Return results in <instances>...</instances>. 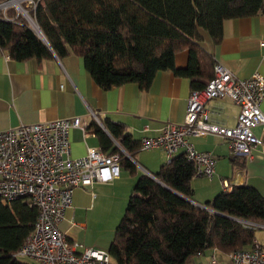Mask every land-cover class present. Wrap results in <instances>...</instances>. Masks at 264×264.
<instances>
[{"label":"trees","instance_id":"trees-1","mask_svg":"<svg viewBox=\"0 0 264 264\" xmlns=\"http://www.w3.org/2000/svg\"><path fill=\"white\" fill-rule=\"evenodd\" d=\"M7 0H0V5ZM32 22L14 8L0 11V52L18 62L58 57L82 58L94 82L108 91L137 84L149 91L156 75L171 71L202 90L214 77L216 61L201 43L203 32L222 43L226 20L264 15V0H35ZM25 7V5H23ZM189 52L186 68L176 56ZM109 134L130 156L141 148L122 123L103 121ZM109 154H120L122 167L136 164L104 131L91 123ZM89 127V126H88ZM143 173L134 184L109 246L117 264H190L200 253L216 249L230 254L251 249L264 224V195L250 185H235L203 206L194 202L196 166L184 152L158 172ZM39 210L23 200L0 198V264H24L15 254L26 243Z\"/></svg>","mask_w":264,"mask_h":264},{"label":"crops","instance_id":"crops-1","mask_svg":"<svg viewBox=\"0 0 264 264\" xmlns=\"http://www.w3.org/2000/svg\"><path fill=\"white\" fill-rule=\"evenodd\" d=\"M223 29V41L218 46L203 32L202 48L239 79H248L255 73L264 76V15L226 20ZM175 63L177 68H186L189 52L178 54ZM192 91L189 79L176 77L171 71L159 72L147 92L137 84L105 91L94 82L82 58L70 56L18 62L7 52H0V131L22 124L80 117L87 122L88 133L81 128H72L69 133L70 156L79 158L85 156L91 147L102 148L95 126H91L96 120L94 115L116 145L117 140L103 124L105 120L122 123L125 132L141 142L146 136L159 135L168 122L182 123ZM208 108L217 114L215 119L221 123L236 124L239 108L229 99L210 102ZM262 110L264 112V104ZM255 132L264 138L262 126L256 127ZM190 142L198 151L212 152L216 160L212 179L206 176L193 178L194 202L203 206L216 194L229 192L233 186L243 184L257 188L264 195V146L255 151L253 159L247 160L233 154L228 142L216 135L191 137ZM130 159L136 164L135 173L123 166L118 179L75 190L73 206L67 210L66 219L60 226L79 247L80 240L85 239L86 233L83 232L90 229L89 211L93 209V199L97 196L93 187L106 186V189L113 190L112 197L116 195L124 206L138 177L143 173L153 175L158 172L167 163V153L163 149L140 148ZM81 211H87L83 219L79 218ZM70 220L75 224L71 225ZM256 241L264 247V232L256 234ZM19 260L24 264H41L28 257ZM227 260L226 254L209 249L197 255L190 264H225Z\"/></svg>","mask_w":264,"mask_h":264},{"label":"built area","instance_id":"built-area-1","mask_svg":"<svg viewBox=\"0 0 264 264\" xmlns=\"http://www.w3.org/2000/svg\"><path fill=\"white\" fill-rule=\"evenodd\" d=\"M31 4L36 7L35 1ZM224 99L239 108L234 126L215 119L217 114L208 108L210 102ZM263 104V75L255 73L248 79H239L216 63L213 79L204 89L192 91L184 121L168 122L159 135L142 138L141 149H163L167 163L183 151L187 160L195 164L196 176L212 179L216 172L213 153L198 151L190 138L219 136L228 142L233 154L251 160L255 151L264 146V138L255 132L259 126L264 130ZM72 128L89 131L87 122L80 117L22 124L0 131V198L4 203L20 199L39 210L31 235L15 257L33 258L41 264H112L108 250L88 247L79 251V244L60 226L73 206L77 188L110 183L122 171L120 154H109L101 147H91L85 156L71 158ZM120 145L117 141L126 153ZM70 223L75 224L73 220ZM243 223L254 229L264 228L262 223ZM227 258L225 264H264V247L255 241L251 249L236 250Z\"/></svg>","mask_w":264,"mask_h":264},{"label":"rangeland","instance_id":"rangeland-1","mask_svg":"<svg viewBox=\"0 0 264 264\" xmlns=\"http://www.w3.org/2000/svg\"><path fill=\"white\" fill-rule=\"evenodd\" d=\"M32 1L35 0H23L20 7L11 5L6 8L1 7L0 11H6L10 8H14L22 15H29L28 11L33 8L31 4ZM23 5H25V7ZM28 19L31 20L29 16ZM105 187L106 186L93 187V191L97 193V196L93 199V209L89 211L91 218V220H89L90 229H88L87 232H83L86 233V235L84 234V240H80L81 247H79V251H82L88 247L109 250V245L114 237V232L125 213L127 203L126 205L122 206L120 199H116V195L112 197L113 190L106 189ZM86 212L87 211H81V216H79V218L83 219V216L85 217ZM260 232H264V229L257 228L256 234L259 235ZM112 264L117 263L112 260Z\"/></svg>","mask_w":264,"mask_h":264},{"label":"bare ground","instance_id":"bare-ground-1","mask_svg":"<svg viewBox=\"0 0 264 264\" xmlns=\"http://www.w3.org/2000/svg\"><path fill=\"white\" fill-rule=\"evenodd\" d=\"M23 0H8L6 4L2 5V7H8V6H11V5H15V6H18L20 7L21 6V3H22ZM31 19V18H30ZM31 23L33 26H35V28L37 27L31 20Z\"/></svg>","mask_w":264,"mask_h":264},{"label":"water","instance_id":"water-1","mask_svg":"<svg viewBox=\"0 0 264 264\" xmlns=\"http://www.w3.org/2000/svg\"><path fill=\"white\" fill-rule=\"evenodd\" d=\"M7 2H5L4 4H6ZM4 4H2V5H4ZM26 14H23V16H25ZM25 18L31 23V20H29L28 19V15H26L25 16ZM33 26V25H32ZM34 28H35V26H33ZM36 29V31H37V33L40 35V37L42 38V39H44V37H43V34L41 33V31L38 29V27H36L35 28ZM153 177H155L154 175H152Z\"/></svg>","mask_w":264,"mask_h":264}]
</instances>
